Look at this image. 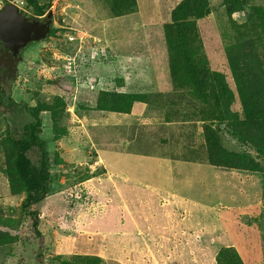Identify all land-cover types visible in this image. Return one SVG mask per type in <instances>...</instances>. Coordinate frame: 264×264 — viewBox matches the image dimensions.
<instances>
[{"label": "rangeland", "instance_id": "obj_1", "mask_svg": "<svg viewBox=\"0 0 264 264\" xmlns=\"http://www.w3.org/2000/svg\"><path fill=\"white\" fill-rule=\"evenodd\" d=\"M42 1L38 0V3ZM53 1L54 8L50 12L53 28L48 37L21 51L18 77L13 85L15 100L33 103L45 99L51 102V84L56 82L59 90H74V101L84 104L86 98H90L81 94L84 88H75L74 83L71 85L68 82L71 78L75 80L76 75L98 76L101 83L103 80L108 84L116 79H124L127 84L136 83L145 92L153 91L152 88L156 86V90L165 96L162 102L168 99L172 90L168 87V62L164 30L161 28L170 9L181 0H141V10H145L144 28L147 26L144 38L147 33L149 41H123L118 42L117 47L115 44L111 46L109 41H100L102 23L106 19L104 7L100 11V1ZM157 3L161 6L159 13L154 8ZM209 3L211 13L194 23L198 31L196 45L210 69L226 73V48L230 42L234 43L233 39L224 38L226 32L233 35L237 26L249 29L250 23L244 14L227 17L221 0H209ZM248 4L264 10V0H248ZM157 19V24L146 21ZM119 22L132 29L127 19ZM110 28L113 29L112 25ZM69 31L85 35L80 45L70 46L64 42L63 37ZM93 44L103 52L102 61L92 67L90 55H98V51L92 49ZM107 48L113 50H110L111 55L117 50L118 56L108 57ZM73 50L79 56L74 70L76 74L71 78L66 76L67 80L56 77L62 59L71 55ZM117 58L120 61L115 63ZM49 66L52 68L47 69ZM91 89L95 88L92 86ZM143 109L136 105L128 115L108 116L105 121L99 122L95 114L76 113L70 107L68 112L71 117L66 122L68 135L51 147L48 136L45 137L49 122L43 116L42 136L47 140L51 157L52 151H55L63 161L55 172L56 182L52 186L54 196L40 205L38 230L43 236L46 261L58 256L62 260L76 262L75 258L82 257L74 256L93 255L102 258L106 264H116V257L126 264H214L221 248L232 247L242 256L245 264H262L264 181H260L259 188L256 175L229 172L202 164L189 166L179 161L172 163L166 156L168 150L164 146L153 151L144 150L141 146L142 159L139 160L126 154L127 146L122 144V140L116 142V139H109V146L104 145L106 141L102 140H108L109 136L122 138V135L135 143L137 132L134 126L139 123ZM102 123L107 127L106 132L102 130L99 136H95L93 131V139L98 137L101 142L91 146L85 142V138H90L87 126L95 128L103 126L100 125ZM77 126L84 129L83 135H79ZM186 131L180 128L175 138L169 141H175L181 134L186 136ZM162 133L167 135L166 138L171 134L169 131ZM88 146L92 149L84 151ZM1 149L0 222L5 227L0 226V232L16 236L17 240L0 248V264L24 263L26 256L22 243L28 240L35 247L38 240L19 207L23 195L10 196L11 190L16 191L18 185H10L7 175L3 174L6 157ZM98 156L102 158L103 165L98 161ZM102 166L105 171H102ZM165 168L173 170L171 175L167 172L162 174ZM101 174H104L103 180H100ZM94 175L99 177L92 180ZM123 177L129 180L121 185ZM161 177L164 187L157 185V179ZM67 192L71 196H67ZM80 203L84 206L81 210L77 208ZM246 218L251 221L254 218V221L247 222ZM15 222L18 224L15 225ZM89 263L97 264L94 258Z\"/></svg>", "mask_w": 264, "mask_h": 264}, {"label": "trees", "instance_id": "obj_2", "mask_svg": "<svg viewBox=\"0 0 264 264\" xmlns=\"http://www.w3.org/2000/svg\"><path fill=\"white\" fill-rule=\"evenodd\" d=\"M101 1L100 11L104 7L106 19L135 14L141 2V0ZM25 2L26 8L32 12L34 19H37L46 14L54 1L43 0L38 3V0H25ZM221 4L227 17L244 14L246 21L250 23L249 29L237 26L233 35L226 32L224 38L234 40V43L230 42L226 48V73L210 69L207 60L198 53L196 45L198 31L194 23L211 13L209 0H181L168 12L162 29L168 62L166 75L172 94H169L163 103L165 96L156 90V86L150 92H143L140 89L124 91V88L130 87L124 79H116L108 84L103 80L101 83L98 77H88L85 74L86 77L76 75L73 80L71 77L76 74L74 70L79 62V56L74 50L69 55L76 58L72 71L65 74L62 61L56 77L67 80L68 76L71 78L68 80L71 85L74 83L75 88H84L81 94L90 97L86 98V103L75 102L74 90L73 92L59 90L55 86L56 82L51 84L53 93L51 102L45 99L33 103L17 101L14 99L13 85L18 77L20 64H11L6 54L0 50V129L3 126V131L0 132V147L6 157L3 174L7 175L10 185H18L16 191L11 190L10 196L23 195L19 207L35 239L38 240L35 247L29 244L28 240L22 243L26 262L18 264H91L89 260L92 262L93 258L97 264H106L102 258L93 255H72L82 257L75 258L76 262L65 261L57 256L47 262L44 244L42 245L43 236L38 230L40 205L54 196L52 186L53 182H56L55 172L63 162L55 151H52L51 157L48 145L51 147L68 135L66 122L71 117V113L68 112L70 107H73L76 113H89L91 116L93 114L116 116L128 115L136 105H139L140 109H144L140 112L139 123L134 126L137 132L136 142H130L124 135L120 136L122 138L109 136L108 140H102L106 141L105 146H109V139H116V142L122 140V144L127 146L126 154L133 158L138 157L139 160L142 159L139 150L141 146L144 150L152 151L164 146L168 150L166 156L172 163L179 161L189 166L202 164L229 172L256 175L259 181L257 187L260 188V181H264V10L259 6L249 5L248 0H221ZM157 6L156 4L154 6L156 10L159 7ZM7 8L9 7L1 8L0 13ZM70 34L74 36L75 32H67L63 37L64 42L70 46L78 44L67 40ZM95 44L92 49L97 50L98 55L95 54L93 57L90 55L92 67L102 61L103 51ZM89 47L91 51V46ZM49 68L52 67L49 66L47 69ZM92 86L94 90L91 89ZM43 116L49 122L45 136H48V145L42 136L45 122ZM180 128L187 130L186 136L181 134L175 141H169L175 138ZM77 129L79 135H83L84 129L78 126ZM106 129V126L95 128L87 126L90 138H85V142L91 146L96 144L95 142H101L98 137L94 140L92 133L94 131V135L99 136L101 131L106 132ZM164 131L171 132L168 134L169 138L162 133ZM91 146L84 151L92 149ZM150 162L152 164L153 160ZM166 172L171 175L173 170L165 168L162 174ZM98 177L99 175H94L91 179L96 180ZM162 179L163 177L157 180L162 182L164 187ZM66 195L71 196L68 192ZM62 203L65 205L64 201ZM79 205L80 207H76L81 210L84 206L81 203ZM246 219L247 222L254 221V218L252 221L250 218ZM0 226L5 227L2 222ZM15 240L16 236L0 232V248ZM262 260L264 264V258ZM214 264L245 263L242 256L229 247L221 248L217 252Z\"/></svg>", "mask_w": 264, "mask_h": 264}, {"label": "water", "instance_id": "obj_3", "mask_svg": "<svg viewBox=\"0 0 264 264\" xmlns=\"http://www.w3.org/2000/svg\"><path fill=\"white\" fill-rule=\"evenodd\" d=\"M51 26L50 12L43 21H39L17 8L9 7L0 13V50L6 54L11 64H16L21 51L28 45L46 40Z\"/></svg>", "mask_w": 264, "mask_h": 264}, {"label": "crops", "instance_id": "obj_4", "mask_svg": "<svg viewBox=\"0 0 264 264\" xmlns=\"http://www.w3.org/2000/svg\"><path fill=\"white\" fill-rule=\"evenodd\" d=\"M98 1H100V5H101L102 1L101 0H98ZM54 4H55V2H53L52 9L54 8ZM101 7H102V5H101ZM159 8H161L160 5H159L158 10H157L158 13H159ZM141 9H142L141 6H139V9L137 10V12L135 14H132V15H129V16H126V17L114 18V19H105L104 24L102 23L101 31H102L103 35H102V40H100V41H102V42H108L109 41L111 43L110 45L112 46V45L115 44L114 45L115 47H117V43L118 42H123V41L124 42H128V41L140 42V40H142V42L146 41L148 39V36H147V33H146V37L144 38V31L147 30V26L144 28V23H143V19H145L144 18L145 10H141ZM124 18L129 21L130 26L132 25V29L131 28L129 29L127 26H122L121 25V23L119 21H121ZM146 21H147L148 24H153V23L157 24V23H159V19H157V21L156 20H154V21L146 20ZM110 25H112L113 29L110 28ZM75 30H78V29L76 28ZM75 34H76V36H79V37L80 36L85 37V35H83V34H80V35H78V33H75ZM122 34H123V37H121ZM119 38H122V39L120 41H118ZM149 39H148V41H149ZM110 50H112V49L107 48L106 49V53H108L111 57H114V56L117 57L118 56L117 50H114V52H113L114 54L113 55H111ZM118 61H120V60H118V58L114 60L115 63H117ZM94 77L97 78L98 76H94ZM125 83H126V81H125ZM135 84L136 83L127 84L130 87L124 88V91L126 89H132V90L140 89V90H143L142 88H140L138 85H135ZM145 91L146 90H143V92H145ZM108 116L109 117H111V116L120 117V116H124V115H116V116L115 115H104V116H100L99 115V116H97V118L99 119L97 121H99V122L105 121V119ZM100 125L104 126L105 124L102 123ZM60 155H62V152L60 153ZM98 157L100 158V159L98 158V161L100 160L102 165H103L102 158L100 156H98ZM77 164H78V166H80L79 163H77ZM102 170L105 171L104 166H102ZM104 174H102V178H103ZM125 180H129V179L126 178V177H123L121 179V185H124V183H126ZM138 185L141 186V184H138ZM157 185L159 187H163L162 182L157 181ZM122 261L119 258L116 257V264H126L124 262L122 263Z\"/></svg>", "mask_w": 264, "mask_h": 264}, {"label": "built area", "instance_id": "obj_5", "mask_svg": "<svg viewBox=\"0 0 264 264\" xmlns=\"http://www.w3.org/2000/svg\"><path fill=\"white\" fill-rule=\"evenodd\" d=\"M4 4L13 5V6L17 7L18 9L24 11L25 13H30V11L25 8L24 2L21 0H0V10L4 6ZM82 39H83L82 36H80V37L75 36V35L73 36L72 34L67 36V40L69 42L78 41V44L82 43ZM64 58H67V59H64ZM64 58L62 59L63 64H64V73L69 74L75 65L76 58L74 56H65Z\"/></svg>", "mask_w": 264, "mask_h": 264}, {"label": "clouds", "instance_id": "obj_6", "mask_svg": "<svg viewBox=\"0 0 264 264\" xmlns=\"http://www.w3.org/2000/svg\"><path fill=\"white\" fill-rule=\"evenodd\" d=\"M21 1L24 2V4H25V8H26V2H25V0H21ZM52 4H53V3H52ZM5 6L17 8V7H15V6H13V5H10V4H4L3 7H5ZM3 7H2V8H3ZM26 9H27V8H26ZM17 10L20 11V12H22V13H24V14H27V15L33 17V14H32V12H31L29 9H27V10H29L30 13H25L24 11H22V10H20V9H18V8H17ZM49 10H50V11H49ZM49 10H48L47 13L51 12V10H52V5H51V7L49 8ZM45 16H46V15H44L42 18H37L36 20L43 21V19L45 18ZM34 18H35V17H33V19H34ZM52 20H53V17H52ZM52 23H53V21H52ZM52 26H53V25H52ZM52 26H51V27H52ZM76 42L78 43V41H76ZM78 45H79V44H78ZM99 53H100V52H99ZM19 61H20V57H19L18 62H19ZM18 62H17V64H18Z\"/></svg>", "mask_w": 264, "mask_h": 264}]
</instances>
